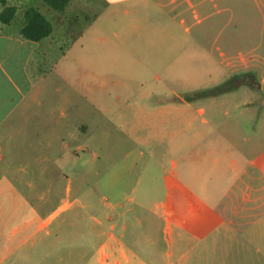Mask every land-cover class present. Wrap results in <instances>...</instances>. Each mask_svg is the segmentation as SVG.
Masks as SVG:
<instances>
[{"label": "rangeland", "instance_id": "1", "mask_svg": "<svg viewBox=\"0 0 264 264\" xmlns=\"http://www.w3.org/2000/svg\"><path fill=\"white\" fill-rule=\"evenodd\" d=\"M157 1L160 4L143 15L125 14L120 7L114 22L108 21L113 13L98 11L101 6L82 16L75 30L53 40L45 61L33 64L32 94L0 124V176L13 181L21 164L35 168L37 154L53 160L62 141L73 151L65 164L46 167L57 174L55 193L64 195L67 183L71 188V206L57 221L83 217L88 233L79 232L77 225L73 240L67 229L56 238L34 235L44 257L60 256L69 263L83 253L90 258L87 264H114L110 254L116 255L119 247L101 246L120 239L119 227L133 222V215L127 213L124 199L101 197V171L125 160L131 150L142 152L144 159L153 152L172 160L177 156L171 148L185 145L193 158L196 147L214 141L221 148L237 143V151L229 148V157L235 154L257 164L264 160V0ZM40 3L25 0L21 9ZM243 101L246 107L233 108ZM184 102L189 105L185 118L161 111L152 126H132L145 107ZM40 141L51 146L34 150L31 145ZM78 145L84 150H76ZM93 153L98 155L95 161ZM115 203L117 208H112ZM157 224L160 230L155 220L150 223L154 231ZM168 260L118 264H177ZM186 264L239 263H198L193 257Z\"/></svg>", "mask_w": 264, "mask_h": 264}, {"label": "crops", "instance_id": "2", "mask_svg": "<svg viewBox=\"0 0 264 264\" xmlns=\"http://www.w3.org/2000/svg\"><path fill=\"white\" fill-rule=\"evenodd\" d=\"M185 1L190 3V0ZM8 2L18 7L16 18L20 24L25 0ZM41 3L34 6L52 25L44 47L45 39L31 41L19 37L17 26L11 25L5 32H0V124L32 94L35 87L33 64L38 67L45 61L53 40L69 34L68 30H75L82 16L87 18L86 13L101 6L98 11L113 13L108 15V21L114 22L120 7H125L122 11L125 14L140 12L143 15L148 13V7L160 4L157 0H70L64 11L58 12ZM184 103L185 106L145 107L132 126L141 123L152 126L154 117L161 111L167 117L176 115L179 118L181 114L185 118L188 103ZM247 105L246 101L236 102L233 108ZM130 108H133L132 104ZM197 111L202 113L203 109ZM237 113L241 114V110ZM44 144L51 146L50 141L31 146L35 150ZM83 148L78 145L76 150ZM229 148L237 151V143ZM229 148H221L218 142L211 141L196 147V153L190 158L185 145H177L171 148L174 157L177 156L172 160L159 158L158 153L153 152L144 159L142 152L131 150L125 160L109 163L108 168L101 171L100 180L105 188L102 193L106 195L101 197L124 199L128 205L127 213L133 215V222L119 227L120 239L106 240L101 246L107 250L119 247L116 255L110 254L114 264L128 259L149 263L166 258L186 264L193 257L198 263L264 264V160L257 164L235 154L229 157ZM56 152L53 160L47 154H37L32 163L33 170H29V163L21 164L19 172L22 175L19 174L15 181L4 174L0 176V264H41L43 260L47 264L64 261L73 264L74 260L87 264L90 261L83 253L69 263L60 256L49 259L42 255L41 244L31 238L36 234H43L46 239L56 238L67 233L72 239L77 225L79 232L88 233V223L83 217L75 221L64 217L57 221L71 206L68 205L71 188L67 183L64 195L55 193L57 174H52L46 166L48 163L56 167L65 164L72 159L73 151L62 141ZM92 157L95 161L98 155L93 153ZM97 173L100 174L99 169ZM154 199H169V202H155ZM110 206L117 208V203ZM153 220L159 223L160 230L158 224L155 231L150 226ZM162 220H165L164 229ZM64 229L68 231L63 233Z\"/></svg>", "mask_w": 264, "mask_h": 264}, {"label": "trees", "instance_id": "3", "mask_svg": "<svg viewBox=\"0 0 264 264\" xmlns=\"http://www.w3.org/2000/svg\"><path fill=\"white\" fill-rule=\"evenodd\" d=\"M48 8L62 12L70 0H40ZM18 7L9 4L8 0H0V32L13 25L17 26L19 37L31 41H41L52 32L51 22L35 6H26L21 13V23L17 24Z\"/></svg>", "mask_w": 264, "mask_h": 264}]
</instances>
